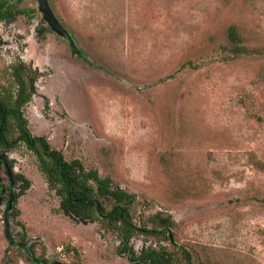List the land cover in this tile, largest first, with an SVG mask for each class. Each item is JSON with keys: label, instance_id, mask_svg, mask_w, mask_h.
Here are the masks:
<instances>
[{"label": "rangeland", "instance_id": "obj_1", "mask_svg": "<svg viewBox=\"0 0 264 264\" xmlns=\"http://www.w3.org/2000/svg\"><path fill=\"white\" fill-rule=\"evenodd\" d=\"M14 1L27 12L0 23V83L18 58L42 72L23 106L31 132L133 192L136 223L169 215L194 264H264V0H49L84 58L42 22L37 0ZM3 155L29 187L9 212L24 248L4 236L0 163V264H132L114 231L60 211L25 143Z\"/></svg>", "mask_w": 264, "mask_h": 264}, {"label": "trees", "instance_id": "obj_2", "mask_svg": "<svg viewBox=\"0 0 264 264\" xmlns=\"http://www.w3.org/2000/svg\"><path fill=\"white\" fill-rule=\"evenodd\" d=\"M26 12L18 1L0 0V23L10 24L18 14ZM47 29L48 26L40 25L36 31L43 33ZM228 38L234 53L244 49L238 44L239 37L234 26L229 27ZM7 68L10 69L11 80L6 86L0 83V154L20 142L25 143L36 153L41 173L59 197L60 211L75 221H97L102 227L114 231L119 240L117 254L125 256L132 264H194L192 252L176 242L171 230L174 221L169 215L155 211L148 217L154 222L152 225L136 223L132 212L136 200L133 192L115 184L109 176L100 175L97 169L86 168L78 158L67 160L45 136L31 132L23 106L35 94V82L42 72L21 58ZM6 162L15 179L21 181L20 190L14 192L16 201L29 187V181L14 172L13 160L6 157ZM136 234L152 237L158 244H145L137 251L131 241ZM162 240L172 248L159 244ZM39 264L64 263L48 261L43 257L39 258ZM75 264L83 263L77 261Z\"/></svg>", "mask_w": 264, "mask_h": 264}, {"label": "water", "instance_id": "obj_3", "mask_svg": "<svg viewBox=\"0 0 264 264\" xmlns=\"http://www.w3.org/2000/svg\"><path fill=\"white\" fill-rule=\"evenodd\" d=\"M38 9L42 13L43 20L47 23L50 30L53 31L57 36L63 37L67 40L68 45L71 49L72 54L81 56L83 55L80 49L77 47L75 39L73 38L72 34L68 31V29L60 22L57 18L56 14L54 13L49 0H37ZM0 163L3 164L6 175L9 180V197L4 209V216H3V223H4V236L9 241L10 245H18L24 248H27L24 244L19 243L15 240L14 236L12 235L11 228H10V219H9V212L13 207L14 202V192L13 186L15 184L13 173L6 162V158L4 155L0 154Z\"/></svg>", "mask_w": 264, "mask_h": 264}, {"label": "flooded vegetation", "instance_id": "obj_4", "mask_svg": "<svg viewBox=\"0 0 264 264\" xmlns=\"http://www.w3.org/2000/svg\"><path fill=\"white\" fill-rule=\"evenodd\" d=\"M42 22H43V23H46L44 20H42ZM51 32H53V31H51ZM53 33H54V32H53ZM58 37H59V36H58ZM62 38H63V37H62ZM64 39H65V38H64ZM65 40H66V39H65Z\"/></svg>", "mask_w": 264, "mask_h": 264}]
</instances>
